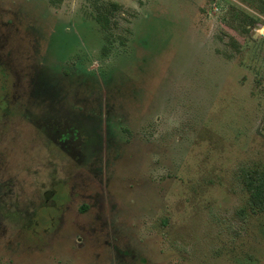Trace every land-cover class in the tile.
<instances>
[{
  "label": "rangeland",
  "instance_id": "rangeland-1",
  "mask_svg": "<svg viewBox=\"0 0 264 264\" xmlns=\"http://www.w3.org/2000/svg\"><path fill=\"white\" fill-rule=\"evenodd\" d=\"M102 3L118 6L107 32ZM233 9L259 24L231 28ZM36 83L32 110L75 107L98 139L71 176L52 173L63 153L25 110L2 119ZM0 160L1 263L264 264V214L245 211L238 179L264 164V14L249 0H0Z\"/></svg>",
  "mask_w": 264,
  "mask_h": 264
},
{
  "label": "flooded vegetation",
  "instance_id": "flooded-vegetation-1",
  "mask_svg": "<svg viewBox=\"0 0 264 264\" xmlns=\"http://www.w3.org/2000/svg\"><path fill=\"white\" fill-rule=\"evenodd\" d=\"M44 73L41 75H38V79L43 76ZM38 81V80H37ZM16 93H15V99L16 102L12 101L7 102L5 106L2 108L1 111H3V120H7L11 118L9 115L14 111L19 109L25 110V118L27 122H31L32 124H35V127L42 133L43 137L47 139L49 145L51 144L53 148L59 149L63 153V157H58V160L54 161L56 166L52 173L56 174V172L64 171L65 173H68L69 176H71V172L75 169V162L77 160V155L79 154L81 156L80 162L83 159L82 151L84 152L82 147L89 148L91 147V144L88 141L87 135H83L82 131H87L90 134H93L92 131L87 130V127L85 125H78L76 126L75 123L72 121L73 113L75 112V107L70 108L67 112L64 111L63 115L59 111L60 109L56 108L59 106V104H52V109H38L40 112L36 113L34 110L31 109V107H34L33 104L36 103L35 100L37 97V83L34 87H20L18 88L16 86ZM32 96V97H31ZM37 100V99H36ZM23 102V106L21 104ZM41 103V102H37ZM31 104V105H30ZM28 108L25 109V107ZM64 106V105H63ZM108 107V105H107ZM27 110V113H26ZM28 114V115H27ZM76 114V112L74 113ZM88 118H86L87 120ZM78 133V134H77ZM78 135V136H77ZM93 136V135H92ZM48 145V144H47ZM92 150L93 149H88ZM67 159V160H66ZM0 166H2L1 160H0ZM61 181L59 180L57 183L53 182L54 184L60 185ZM66 184V181L64 182ZM92 197V196H90ZM89 208V207H88ZM88 210V209H87ZM86 210V211H87ZM30 215L31 212L29 211ZM29 222V220H27ZM25 223L26 225H30ZM32 225V223H31ZM30 225V226H31ZM82 233L85 232V230L81 231ZM87 232L92 233L91 230H87ZM95 233H117L115 229L113 230H107L105 228H101L99 230H94Z\"/></svg>",
  "mask_w": 264,
  "mask_h": 264
},
{
  "label": "trees",
  "instance_id": "trees-1",
  "mask_svg": "<svg viewBox=\"0 0 264 264\" xmlns=\"http://www.w3.org/2000/svg\"><path fill=\"white\" fill-rule=\"evenodd\" d=\"M249 1L253 2L256 8H258L264 14V0ZM117 8L118 6L112 3H102L96 8V21L105 32L110 30L111 22H115L114 11ZM232 14L235 22H229L230 24L228 25L231 28H238L244 34H249L251 32V28L260 22L259 18H257L255 15L247 14L244 10L239 11L238 9H233ZM82 132L83 135H87L88 141L91 144L90 149H93L97 144L98 139L96 136L90 134L87 131ZM238 179L241 182L244 191L247 193L245 211H249L254 215L264 214V164L252 163L241 167L238 172ZM48 192L49 191H47V193ZM87 209L88 206L81 207L82 212L86 211ZM0 264L4 263L0 262Z\"/></svg>",
  "mask_w": 264,
  "mask_h": 264
}]
</instances>
